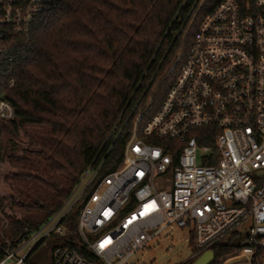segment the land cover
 Segmentation results:
<instances>
[{"label":"built area","instance_id":"built-area-1","mask_svg":"<svg viewBox=\"0 0 264 264\" xmlns=\"http://www.w3.org/2000/svg\"><path fill=\"white\" fill-rule=\"evenodd\" d=\"M51 1L0 0V79L14 59L12 46L30 36ZM142 112L121 166L98 180L101 163L89 167L38 231L15 250L7 239V246L0 243V264H28L39 241L68 232L62 222L78 203L77 230L93 258L62 241L52 264H132L131 256L166 228L187 229L181 241L193 245L195 259L226 237L245 234L240 253L250 264H264V0H222L200 23L176 80L140 135ZM15 117L12 102L0 96V129ZM202 127L209 131L199 133ZM0 217L6 228L1 210ZM25 246L29 252L17 256Z\"/></svg>","mask_w":264,"mask_h":264},{"label":"trees","instance_id":"trees-1","mask_svg":"<svg viewBox=\"0 0 264 264\" xmlns=\"http://www.w3.org/2000/svg\"><path fill=\"white\" fill-rule=\"evenodd\" d=\"M200 1L52 0L30 36L18 37L14 59L0 79V96L16 111L0 129L7 139L0 141V150L10 153L13 169L9 200L0 202L8 220L4 228L0 217L3 246L7 239L15 250L38 231L64 206L89 167L101 163L98 180L121 166L137 116L143 111L137 123L142 135L176 80L200 23L222 0H204L183 37ZM80 209L81 203L63 220L65 235L49 237L92 259L77 230ZM244 247L215 244L213 264H224ZM4 257L0 250V262Z\"/></svg>","mask_w":264,"mask_h":264},{"label":"rangeland","instance_id":"rangeland-1","mask_svg":"<svg viewBox=\"0 0 264 264\" xmlns=\"http://www.w3.org/2000/svg\"><path fill=\"white\" fill-rule=\"evenodd\" d=\"M29 128H31L29 126ZM5 136H1L0 141L2 144L6 142ZM0 142V143H1ZM25 149H32V145L25 143ZM0 150V202H8L11 190L10 183L12 181L13 169L10 167L9 152L5 154ZM15 155H23L21 152L14 153ZM79 204V203H78ZM77 204V205H78ZM187 229L175 228L171 230L166 228L161 232L160 237H155L151 240L145 249L139 250L133 254L130 258L132 264H192L195 260L193 257L195 251L193 245H188L181 238L184 237V233ZM245 234L241 236L226 237L224 242H232L233 244H244ZM172 239L175 244L171 249L169 246L172 245ZM62 245V240L49 237L44 242L40 243L38 247L29 255L30 264H52L51 255L55 247ZM29 252V247L25 246L17 252V256L26 255ZM14 261L11 260L7 264H13ZM224 264H250L249 259L245 257L242 253L228 259Z\"/></svg>","mask_w":264,"mask_h":264},{"label":"water","instance_id":"water-1","mask_svg":"<svg viewBox=\"0 0 264 264\" xmlns=\"http://www.w3.org/2000/svg\"><path fill=\"white\" fill-rule=\"evenodd\" d=\"M41 241H39L37 245L40 244ZM215 260V255L213 250H208L201 254L197 259L193 261L192 264H213Z\"/></svg>","mask_w":264,"mask_h":264}]
</instances>
